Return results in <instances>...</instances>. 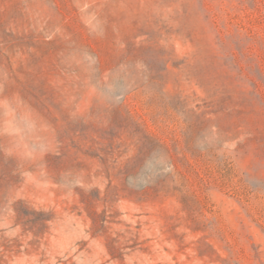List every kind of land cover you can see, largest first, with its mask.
I'll list each match as a JSON object with an SVG mask.
<instances>
[{"label":"rangeland","instance_id":"1","mask_svg":"<svg viewBox=\"0 0 264 264\" xmlns=\"http://www.w3.org/2000/svg\"><path fill=\"white\" fill-rule=\"evenodd\" d=\"M0 264H264V0H0Z\"/></svg>","mask_w":264,"mask_h":264}]
</instances>
